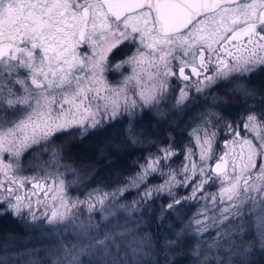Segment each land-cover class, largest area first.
<instances>
[{
	"label": "snow or ice",
	"instance_id": "snow-or-ice-1",
	"mask_svg": "<svg viewBox=\"0 0 264 264\" xmlns=\"http://www.w3.org/2000/svg\"><path fill=\"white\" fill-rule=\"evenodd\" d=\"M258 68L264 71V0H0V215L77 236L99 234L92 214L104 211L109 195L135 188L147 201L167 192L169 209L203 202L192 221L201 236L200 264H237L234 257L244 253L234 236L244 231L246 216L264 209V108L247 106L222 124L203 120L179 151L170 137L144 157L117 193L97 190L84 200L68 196L58 170L25 174L21 158L37 146L46 150L57 134L83 136L167 100L185 106L193 90L205 93ZM115 73L122 79L109 83ZM173 157H182L175 168ZM179 188L189 194L176 198ZM82 205L87 222L76 224ZM259 228L264 241V215ZM86 247L89 264H121L116 236L92 237Z\"/></svg>",
	"mask_w": 264,
	"mask_h": 264
},
{
	"label": "rangeland",
	"instance_id": "rangeland-1",
	"mask_svg": "<svg viewBox=\"0 0 264 264\" xmlns=\"http://www.w3.org/2000/svg\"><path fill=\"white\" fill-rule=\"evenodd\" d=\"M130 72V68L121 69V73L124 75L130 74ZM121 73L110 74L108 76L109 83L115 84L120 81L122 79ZM251 74L252 73H247L242 77L237 76L235 78L236 83L233 84L229 90H234L243 94H245L246 91L248 95L251 94L252 89L247 85V80L250 79L252 76ZM172 87L177 88L179 85L174 83ZM216 94L217 90L215 88L201 94H198L193 90L190 93L191 102L186 103L185 106L173 108V101L167 100L152 107H145L143 109L138 108L134 115H128L125 113L118 116L116 120L106 122L103 127L89 129L88 132L99 129L104 131L100 134H93L92 138L95 141L92 148L85 153H79V155L86 159L95 158L100 161H107L105 156L112 153L116 154L117 157L121 159L124 147L122 146V143H119L117 140V138L120 137L123 128L125 130V127H122L123 125L120 123L121 119L128 127L127 135L134 141L138 142L142 138L139 136L144 135L146 132H149L150 128L155 127V125L150 126L148 121V117L150 116L157 124H160L161 120L167 117L168 119L174 120L175 123H179L180 128L185 130L177 136L176 140L174 138L171 140L175 149L179 151L188 143V133L203 120H220L221 124L225 120L228 122H231L229 120H235L234 118H226L223 113V109L225 110L226 108L223 107V97ZM248 95H245V97ZM248 106H252L257 112L264 108V104L258 106L253 102ZM246 108V112L241 109L239 110L237 118L247 113L248 107L246 106ZM143 113H146L148 117L143 115ZM161 113H163V118ZM138 116H141L140 119L135 120ZM220 118L223 119L221 120ZM133 121L135 124H133ZM132 128L133 130L130 135V130ZM221 135H223V133H221ZM143 140H145V138ZM169 142L170 141H167V143H156V147L145 157L150 154H156L158 148L168 146ZM98 144H100L99 147L105 148L103 154L98 153ZM53 152H56L57 154L58 164L55 162L51 164L49 163ZM23 157L21 158V165L25 174L31 175L32 173L41 171L45 168L48 171L58 170L63 175V179L67 185V194L71 199L78 198L84 200L88 193L97 191L96 188H85L83 186L81 183L82 179L79 177V174H77L76 169L63 162L60 158V153L56 149H51L48 159L36 163L34 162L32 165L24 164ZM181 159L182 157H173V160L169 161V163L175 168L180 164ZM143 163L144 158L138 163V167L132 175L127 177L125 183L116 186L117 188L100 189L98 191L109 194L117 193L118 189L126 186L130 177L134 176L136 172L139 171V165ZM164 171L167 172L168 169L165 168ZM162 182V180H155L151 183L159 184ZM174 194L176 198H180L188 195L189 190L183 188L175 189ZM134 201H136V203H134ZM171 202L172 197H170L167 192L154 194L152 199L140 201L135 188H130L123 194L117 193L115 197L109 195L108 199L105 201L104 211L100 212L97 210L92 214L91 223L100 225L99 234L95 231H91L88 235L81 236H77L76 231L71 233L61 231L59 230V226L44 225L43 227H40L33 224L31 220L17 217L32 231L35 236L34 240L37 241L29 244L25 250L18 251L14 255L12 254L13 259L10 257L6 259L5 262L1 263L54 264V262L59 261L61 264H74L72 258L73 256H76L79 258L80 264H89V261L92 260V256L89 255V250L86 247L89 240L92 237L103 238L104 234H108L116 236L117 242L121 244V264H157L158 262L163 261L167 264H172L176 259V252L173 254L171 251L175 248H177L176 251L179 250L181 252V256L177 257L178 259L188 255V259L190 260L189 264H200V261L203 259V253L199 256L196 255V253L201 251V249H198L201 236L197 235L195 232L196 225L192 221L193 217L196 216V213L202 207L203 202L197 203L195 201H186L169 209L167 205ZM155 206L157 207V210L153 209ZM81 208L84 210L83 216L75 222L76 224H79L81 219L87 222L88 213L86 205H82ZM161 209L171 211V214L169 219L166 220L167 224H164V229L167 231H164L165 235L162 234L163 236L159 237L160 243L157 244L155 236L150 232L152 223L151 215L153 212L155 213V211L157 214L160 213ZM209 215H211V213ZM262 215H264V209H258L251 213V215L246 216L243 221L244 231L241 234L234 236L238 245L236 251L244 253L242 256L234 257L237 264H242L243 261L248 260L252 253L258 251L264 253V247H262L264 241L261 240L258 234L260 230L259 217ZM105 216L107 217L106 220L103 219ZM162 216H164V213L159 217L162 219ZM236 222L238 224L241 223L239 220ZM49 227H53L54 230L49 231ZM212 232L214 234V230H212ZM121 233H123L122 236L120 235ZM203 239H208V233L203 234ZM201 247H206V245ZM81 248H85V252L82 253L80 251ZM245 249L250 250L245 252ZM185 261H187V259Z\"/></svg>",
	"mask_w": 264,
	"mask_h": 264
},
{
	"label": "trees",
	"instance_id": "trees-1",
	"mask_svg": "<svg viewBox=\"0 0 264 264\" xmlns=\"http://www.w3.org/2000/svg\"><path fill=\"white\" fill-rule=\"evenodd\" d=\"M235 83L236 80L233 79L231 82H226L220 87L215 88L217 90L216 95L223 97V107H226L225 110L223 109V113L227 119H236L239 110L241 109L246 112V106L252 102L258 106L264 104V74L252 75L247 80L248 87H251L252 92L246 97L243 93L229 90ZM143 115L148 117L146 113H143ZM138 117L135 120H139L141 116ZM148 118L150 126L155 125V127L150 128L149 132L139 136L142 137V140L140 139L138 142L127 135L128 127L121 119L120 123L123 125L122 127H125V130L123 128L121 131L120 137L117 138L118 142L122 143L124 147L121 159L112 153L105 156L107 161H100L95 158L86 159L79 155V153H85L92 148L95 141L92 138L93 134H100L104 131L99 129L91 130L83 136L80 135L79 131H72L68 134H57L46 146V150L44 147L37 146L34 151H30L24 155L23 162L24 164L32 165L34 162L46 160L50 156L51 149H56L60 153L62 161L76 169L85 188L92 187L97 190L117 188L116 186L125 183L127 177L132 175L138 167V163L156 147V143H167L170 137L171 140L173 138L176 140L177 136L182 131H185L180 128L179 123H175L174 120L167 117L162 119L161 122L159 121L160 124L155 123L151 116ZM133 124H135L134 121ZM133 128L129 129L130 135ZM144 138L145 140H143ZM99 146L100 144H98V153L103 154L105 148ZM153 209L157 210V207L155 206ZM163 213L164 216L161 219L159 216ZM170 214L171 211L161 209L160 213L157 214L155 211L151 215L150 232L155 236L157 244L160 243L159 237L163 236L164 231H167L164 229V224H167L166 220L169 219ZM34 238V234L23 221L11 214L0 215V264L12 257L16 252L25 250L29 244L36 242L37 240H34ZM176 250L177 248L171 251L173 254L176 252V259L172 264H189L188 255L182 257L184 259H178L177 257L181 256V252ZM186 259L187 261H185ZM157 264L167 263L163 261ZM242 264H264V253L262 251L252 253L249 259L243 261Z\"/></svg>",
	"mask_w": 264,
	"mask_h": 264
},
{
	"label": "flooded vegetation",
	"instance_id": "flooded-vegetation-1",
	"mask_svg": "<svg viewBox=\"0 0 264 264\" xmlns=\"http://www.w3.org/2000/svg\"><path fill=\"white\" fill-rule=\"evenodd\" d=\"M262 73V75L264 74V71H261L259 68L256 69L251 75H256V74H260ZM236 80V79H235ZM240 81V80H239ZM226 82L222 83L221 85L225 84ZM248 85V83H247Z\"/></svg>",
	"mask_w": 264,
	"mask_h": 264
}]
</instances>
